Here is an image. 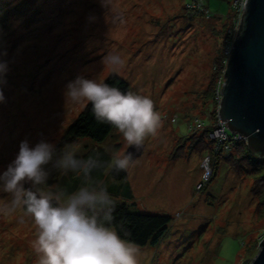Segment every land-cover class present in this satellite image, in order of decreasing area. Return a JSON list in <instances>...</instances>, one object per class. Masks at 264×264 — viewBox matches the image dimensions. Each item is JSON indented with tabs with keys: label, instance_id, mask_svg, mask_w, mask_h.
I'll use <instances>...</instances> for the list:
<instances>
[{
	"label": "rangeland",
	"instance_id": "374dc122",
	"mask_svg": "<svg viewBox=\"0 0 264 264\" xmlns=\"http://www.w3.org/2000/svg\"><path fill=\"white\" fill-rule=\"evenodd\" d=\"M192 1L0 0V60L8 66L0 86V173L21 141H45L54 146L46 187L65 191L66 181L79 178L53 167L66 147L80 159L105 154L94 183L129 186V201L107 191L113 200L127 199L132 210L173 218L158 244L139 247V264H250L264 239V214L256 215L252 194L257 183L226 158L191 150L203 127L221 125L217 103L210 114L215 107L206 90L213 81L217 87L225 62L233 0H205L209 12L203 6L202 14L187 10ZM109 53L125 61L119 72L104 62ZM112 73L125 78L132 93L149 96L162 117L157 135L146 138L126 179L117 181L107 164L128 146L116 129L102 143L63 136L88 103L67 101V84L78 76L103 82ZM11 200L0 191V208ZM36 234L23 208L0 212V264H38L31 247Z\"/></svg>",
	"mask_w": 264,
	"mask_h": 264
},
{
	"label": "clouds",
	"instance_id": "9594fccd",
	"mask_svg": "<svg viewBox=\"0 0 264 264\" xmlns=\"http://www.w3.org/2000/svg\"><path fill=\"white\" fill-rule=\"evenodd\" d=\"M104 62L119 72L125 61L109 53ZM7 62L0 60V86L6 83ZM67 101L91 104L95 119L113 126L129 148L140 150L146 138L155 137L162 126V117L154 101L146 95L123 93L118 88L92 78L76 77L66 86ZM0 102L5 96L0 87ZM54 146L40 141L30 146L21 141L19 151L0 173V191L11 194L10 204L0 208L9 214L18 208L31 217L37 234L31 247L38 264H139L140 248L123 239L104 221L111 219L115 202L106 186L93 182L94 170L105 167L98 158L80 159L66 147L53 167L61 174L75 173L82 184L66 193L48 184L45 166L53 161ZM133 153H113L107 167L113 172L127 171ZM30 185L25 187V185Z\"/></svg>",
	"mask_w": 264,
	"mask_h": 264
},
{
	"label": "trees",
	"instance_id": "16d2710c",
	"mask_svg": "<svg viewBox=\"0 0 264 264\" xmlns=\"http://www.w3.org/2000/svg\"><path fill=\"white\" fill-rule=\"evenodd\" d=\"M233 2V1H232ZM189 5V3H188ZM187 10H191L195 13L202 14V11L194 7H189ZM206 9L208 11V3L206 4ZM233 9V6H232ZM202 12V13H201ZM234 13V12H233ZM235 17V13H234ZM233 17V19H234ZM232 25V24H231ZM232 30V27H231ZM232 32V31H231ZM232 36V35H231ZM230 34L226 35V42L225 48L228 46L229 42L233 40ZM224 65L222 64V69L220 70V76L222 75V70L226 69L230 64L228 53H226ZM104 83L112 87L118 88L123 93L131 92V88L127 80L114 73L109 74L106 76ZM215 89H216V81L210 83L209 87L206 90V95L208 101L210 100L211 105L215 107L214 110L210 111V114L215 116L216 113V98H215ZM213 113V114H212ZM209 114V115H210ZM210 117V116H209ZM205 124V121H203ZM205 126V125H204ZM211 125L203 127V131L200 136L196 137L192 142L191 150H199V151H210L216 157L215 160H219L221 156L226 158V161L232 165L235 171L239 175H247L254 178L253 182L255 184L252 189V194L254 197L258 198V203L256 205V215L258 214L261 217L264 214V157H262L259 153H252L249 151L247 145L242 140L240 141H231L229 150H224L225 154H221L223 151L224 145H220L219 149H215V145L212 141H208L207 134L211 131ZM114 127L106 124L101 123L95 119V116L92 112L91 104L88 102L86 106L80 111L79 115L73 120L68 129L66 130L64 136V140L70 141L80 138H88L91 141L96 143H102L105 141L110 135L111 132L114 131ZM202 129V128H201ZM225 144V143H224ZM227 146V145H226ZM96 152V151H95ZM98 152V151H97ZM221 154V155H220ZM88 157L98 158L102 162L105 163V160H108L105 154L100 155L94 153L92 155L87 154L85 159ZM215 163V161H214ZM97 173L94 170L92 173V178L96 177ZM111 178L114 180H124L127 177L126 171H120L118 173L111 171ZM78 179H73L72 177L70 181H66L65 187L67 188L65 191L66 193H71L75 191L78 186L80 187L82 184V178L77 175ZM80 179V181H79ZM258 181L260 183L258 184ZM26 187H29L26 186ZM109 192L112 194H120L124 198H127L128 201L130 200L132 194L129 189V186H126L124 189H117L116 187H106ZM117 189V190H116ZM125 199V200H127ZM116 201L114 210L111 213V219L108 221H104L107 226L114 229L123 239L129 240L135 243L138 247H142L149 245L154 246L158 244L162 237H164L165 232L168 230L170 222L172 221V216L168 213H145V212H137L132 210L127 203V201ZM244 264H247L246 262Z\"/></svg>",
	"mask_w": 264,
	"mask_h": 264
},
{
	"label": "water",
	"instance_id": "95a60500",
	"mask_svg": "<svg viewBox=\"0 0 264 264\" xmlns=\"http://www.w3.org/2000/svg\"><path fill=\"white\" fill-rule=\"evenodd\" d=\"M220 89L218 117L229 133L245 136L252 153L264 157V0H246ZM140 150L127 147L133 161ZM250 264H264V239Z\"/></svg>",
	"mask_w": 264,
	"mask_h": 264
},
{
	"label": "built area",
	"instance_id": "2783aa9c",
	"mask_svg": "<svg viewBox=\"0 0 264 264\" xmlns=\"http://www.w3.org/2000/svg\"><path fill=\"white\" fill-rule=\"evenodd\" d=\"M206 4L207 3L205 2V0H193L192 2H190V4L188 6L189 7L190 6L194 7L196 9H198V10H202L203 6L206 7ZM245 4H246V0H233V5L232 6H233V9H234L235 17H234V19L232 21V25H233L232 30L229 31V34H230V36L232 35L231 37H233V40H231V42H229L228 46H226V48H227L226 49V53H228V56H230L231 45H232V43H233V41H234V39L236 37L237 31H238L239 26H240L239 25L240 24V19H241V16L243 14L242 12H243V9L245 7ZM225 70L226 69L221 71L222 75L217 80L218 84H217L216 91H215L218 110L220 109L219 103H220V99H221L220 89L223 87V83L225 82V77H224L225 72H226ZM219 121H220L221 125L220 124L215 125L216 128L218 127L216 130H222V134H224V135L219 134V135H216V137H219L220 135L221 136H226L227 135L229 141H233L234 142V141H240V140L242 141L243 140L244 142H246L245 136L240 135V134H236V133H231V132L229 133L228 129H226L225 122L221 118L219 119ZM225 144H227V142ZM225 150L226 151L229 150V146L228 145L225 146ZM209 173H210V170H209V172L207 173V175L205 177V181H207V179L209 177L208 176ZM200 185H201V182L198 183L199 187H200Z\"/></svg>",
	"mask_w": 264,
	"mask_h": 264
},
{
	"label": "bare ground",
	"instance_id": "6f19581e",
	"mask_svg": "<svg viewBox=\"0 0 264 264\" xmlns=\"http://www.w3.org/2000/svg\"><path fill=\"white\" fill-rule=\"evenodd\" d=\"M218 128V127H217ZM215 126H212L211 128V133H210V138L212 141H215L216 143V150L219 149L220 145H224V143L228 142V137L226 136H219L216 137V135L222 134V130H216L217 129ZM224 135V134H222Z\"/></svg>",
	"mask_w": 264,
	"mask_h": 264
}]
</instances>
